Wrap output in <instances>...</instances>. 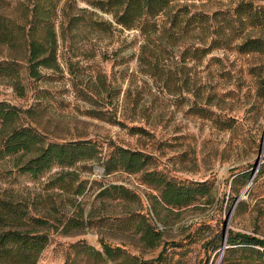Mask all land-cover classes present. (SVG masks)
<instances>
[{
  "label": "rangeland",
  "instance_id": "374dc122",
  "mask_svg": "<svg viewBox=\"0 0 264 264\" xmlns=\"http://www.w3.org/2000/svg\"><path fill=\"white\" fill-rule=\"evenodd\" d=\"M98 1L0 0V22L18 27L21 53V32L31 27L37 8L51 11L59 63L56 68L40 67L42 76L36 79L20 50L0 40V65L13 67L12 75L0 71V101L21 109V122L50 141L92 139L105 150L110 145L143 150L152 155L153 166L175 181H207L211 195L189 206L167 208L155 204L153 195L159 192L144 183L141 173L106 174L102 163H82L78 171L89 189L75 196L46 188L60 167L33 178L9 156L0 158V188L36 200L40 210L43 203L38 202L49 195L48 204L56 207L54 223V218L74 216L94 221L85 233L53 229L39 264H66L68 253L74 257L70 246L78 241L103 251L102 237L152 264H220L223 250L215 247L229 230L264 237V54L240 53L235 43L213 48L205 57L190 60L185 75L161 86L140 69V30L117 25L113 13L101 9ZM240 1L210 0L202 8L220 12L217 20L227 17L237 26L233 10ZM235 30L241 33L239 27ZM185 76L192 90L182 92ZM242 172L252 173L246 184L235 180ZM108 184L125 185L135 197L97 198ZM137 209L163 231L156 248L145 247L139 235L119 226L128 211ZM122 261L120 254L107 264Z\"/></svg>",
  "mask_w": 264,
  "mask_h": 264
},
{
  "label": "trees",
  "instance_id": "16d2710c",
  "mask_svg": "<svg viewBox=\"0 0 264 264\" xmlns=\"http://www.w3.org/2000/svg\"><path fill=\"white\" fill-rule=\"evenodd\" d=\"M208 1L99 0L97 5L112 12L117 25L140 30L143 36L137 57L140 69L156 83L167 87L175 82L174 77L186 74L190 60L205 57L213 48L235 43L234 47L240 53L264 54V0L238 2L233 10L237 26L227 17L217 20L218 11L203 9ZM43 16L46 18L42 19ZM34 19L31 27L21 32L24 39L22 53L21 43H17L21 35H18V27L0 22V40L17 47L27 59L29 75L39 79L42 76L40 67L59 66L58 37L49 9L38 7ZM238 27L241 33L235 30ZM246 27L250 29L242 33ZM9 68L13 69L7 63L0 65L2 73L12 75L13 70ZM182 80L180 91H191L190 78L185 76ZM21 119V109L0 101V158L13 157L16 160L14 166L33 178L43 176L54 166L60 167V171L48 181L47 189L84 195L89 189V181L81 178L80 165L102 163L106 174L118 170L141 173L144 183L159 192V195H153L155 204L167 208L189 206L211 195L207 181H175L153 166L152 155L143 150L119 145H110L105 150L103 145L92 139L50 141L33 126L23 124ZM135 128L138 130L139 127ZM251 178L252 173L242 172L236 175L235 180L246 184ZM96 197L130 201L135 195L125 185L108 184ZM48 198L38 202L43 203L40 210L36 200L9 188H0V264H39L51 243L53 229H60L63 234H78L94 226L93 220L87 221L79 216L54 218L57 222L54 223L51 214L56 207L48 204ZM119 226L139 235L145 247L156 248L163 241V231L140 209L128 211ZM100 241L103 251L85 241L73 243L70 248L74 257L68 253L66 264H80L82 261L88 264L90 259L95 261L94 264H107L108 259H115L120 254H123L120 264L153 263L130 254L122 247H113L103 237ZM220 241L215 247V250H223L220 264H264V237L229 230L226 240L222 235ZM165 248L166 244L158 256L159 260Z\"/></svg>",
  "mask_w": 264,
  "mask_h": 264
}]
</instances>
